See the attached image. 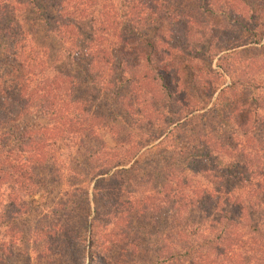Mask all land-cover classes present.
<instances>
[{
    "label": "trees",
    "instance_id": "1",
    "mask_svg": "<svg viewBox=\"0 0 264 264\" xmlns=\"http://www.w3.org/2000/svg\"><path fill=\"white\" fill-rule=\"evenodd\" d=\"M33 3L0 0V263L264 264V0Z\"/></svg>",
    "mask_w": 264,
    "mask_h": 264
},
{
    "label": "rangeland",
    "instance_id": "2",
    "mask_svg": "<svg viewBox=\"0 0 264 264\" xmlns=\"http://www.w3.org/2000/svg\"><path fill=\"white\" fill-rule=\"evenodd\" d=\"M190 1H192V0H190ZM35 3L38 5L37 7H40L41 13L32 12V10L35 9V6H34V7H32V9H29L25 13V16L29 17L30 19H33V20H37L39 17H41V15L45 16L44 19L46 20V24L48 25V28L49 29H54L53 21L56 18V8H55L56 6L54 4L55 0H34L33 5H35ZM94 16H97L96 12H95ZM88 20H90V19H88ZM88 20L79 21L76 24V27L78 28L79 33H81V35H83V39H85V40L88 37V35L90 34V31H92L91 28H90L91 25H90ZM37 25L39 26V30H40L42 24H33L32 26L30 25L29 27L30 28L31 27L35 28V27H38ZM36 37L39 39V41H43L44 42L46 47H48L50 49L51 53H56V52L61 51V46H60L59 42L55 39L54 35H52L51 38L47 39L44 34L37 33ZM77 46L79 47V50H80V53H81V55L76 56L77 63L79 65H81L82 67H86L88 65V63H89V60L86 57L85 52H82L83 42L78 43ZM67 49H69V48H67ZM71 50H73V49H69V51H71ZM74 51H76V50H74ZM62 53L63 54H61V56H62V58L64 57V59H65L64 63L69 64V61L67 60V56H66L65 51H63ZM64 63L59 62L56 67L57 68H59V67L63 68L65 66ZM36 123L46 124L47 122H46L45 119H43L41 117H36V115H32L31 117L23 120L21 123H17L15 125H11L10 127L7 128V130L8 131H15V129L22 130V129H25V126H28V125H31V124H36ZM145 151H146V149L143 150L142 153H144ZM95 185H96V181H94L91 184V186L89 187L90 188L91 197L93 196L92 193L94 191ZM56 196H57V194L54 195L55 199H56ZM92 199H93V197H92ZM36 201L38 202L36 204V206H38L37 210H36L38 213L36 215H34L32 218H28V220H29L28 222H23L22 223V224H24V227H25L24 231L22 232L23 238H24V236L26 238H28L27 235H26L28 229H30L35 223L39 222V220H40V218H39V216L41 214L40 213V206H41V204L45 203V200L36 198ZM2 209H3V207H0V216H2V214H1ZM263 212L258 211V214H256V216L259 217L260 215L263 214ZM23 219H25V218H23ZM17 227L21 228V226L19 224H18ZM3 231H4V229H0V243L5 242V239L3 238L4 236H2ZM25 249H26V247H22L19 252H16L14 254V256H15L14 258H11V257L8 258V259L4 258V261L1 262L0 264H29L30 258L28 256V251L25 250ZM1 256L2 255L0 254V258H1Z\"/></svg>",
    "mask_w": 264,
    "mask_h": 264
}]
</instances>
